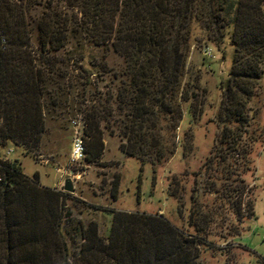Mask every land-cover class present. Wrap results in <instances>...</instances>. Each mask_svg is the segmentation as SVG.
I'll return each instance as SVG.
<instances>
[{
    "label": "trees",
    "instance_id": "obj_1",
    "mask_svg": "<svg viewBox=\"0 0 264 264\" xmlns=\"http://www.w3.org/2000/svg\"><path fill=\"white\" fill-rule=\"evenodd\" d=\"M33 9L34 17L29 13ZM192 21L218 46L226 38L233 46L225 99L234 108L226 117L242 121V98L252 95L264 60V0H0V264H17L20 252L22 264L56 263L53 249L41 248L37 241L40 220L53 228V234H45L62 238L58 213L62 194L39 187L24 175L17 160L2 159L1 151L10 144L17 147L18 139L34 136L33 141H40L45 112L61 108L69 71L68 65L63 69L66 61L84 62L88 69L83 67L82 72L89 83L110 76L108 106L94 98L85 115L86 158L94 161L101 155V123L115 118L116 112L123 122L121 150L154 163L164 158L162 143L152 133L156 120L171 121L178 97L186 93L182 76ZM72 40L89 53L59 56ZM109 54L123 58L122 65H110ZM195 204L193 198L190 218L197 227ZM21 231L29 236L24 246L16 242ZM198 231L185 243L161 217L117 213L107 240L94 229H84L78 251L70 255L63 244L56 264H195V248L203 242Z\"/></svg>",
    "mask_w": 264,
    "mask_h": 264
},
{
    "label": "rangeland",
    "instance_id": "obj_2",
    "mask_svg": "<svg viewBox=\"0 0 264 264\" xmlns=\"http://www.w3.org/2000/svg\"><path fill=\"white\" fill-rule=\"evenodd\" d=\"M29 13L34 17L37 10ZM190 30L182 76L186 93L178 97L171 121L158 119L152 129L164 148L162 160L143 162L126 155L120 148L122 117L114 112L115 118L106 117L101 123V155L90 161L85 154L83 160L71 162L74 139L82 138L84 143L88 107L94 98L108 106L105 97L111 85L110 76L92 78L89 83L82 72L83 67L88 69L86 64L75 58L63 65L69 71L61 108L45 112L40 141H33L34 136L18 139L17 147L10 144L1 151L2 155L10 151L7 157L17 160L24 175L39 187L62 194L58 205L62 238L45 234H53V228L40 220L37 241L41 248L53 249L56 263L63 244L70 255L78 251L83 243L81 231L94 229L105 241L111 236L115 214L127 213L165 219L179 234L177 240L185 243L200 230L203 242L195 248V264H264V60L260 77L252 82V95L242 98L245 118L226 117L234 108L225 99L233 46L227 38L221 47L209 40L197 21H192ZM35 36L34 32V50ZM72 53L89 51L72 40L59 56L65 59ZM107 59L117 67L123 62L114 54ZM67 178L73 192L64 191ZM193 198L197 227L190 218ZM18 234L19 246L30 242L25 231ZM15 261L22 264L21 252Z\"/></svg>",
    "mask_w": 264,
    "mask_h": 264
},
{
    "label": "built area",
    "instance_id": "obj_3",
    "mask_svg": "<svg viewBox=\"0 0 264 264\" xmlns=\"http://www.w3.org/2000/svg\"><path fill=\"white\" fill-rule=\"evenodd\" d=\"M10 153V151L7 152L6 155H1L2 159H7V155ZM85 150H84V143L82 138H75L74 139V144L72 146L71 149V153H70V160L71 162L75 163V162H79L81 160H83V158L85 157Z\"/></svg>",
    "mask_w": 264,
    "mask_h": 264
},
{
    "label": "water",
    "instance_id": "obj_4",
    "mask_svg": "<svg viewBox=\"0 0 264 264\" xmlns=\"http://www.w3.org/2000/svg\"><path fill=\"white\" fill-rule=\"evenodd\" d=\"M73 186L69 178L66 179L64 184V191L65 192H73Z\"/></svg>",
    "mask_w": 264,
    "mask_h": 264
}]
</instances>
